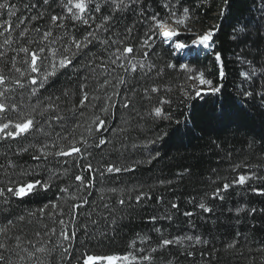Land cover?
Returning <instances> with one entry per match:
<instances>
[{"label":"trees","instance_id":"16d2710c","mask_svg":"<svg viewBox=\"0 0 264 264\" xmlns=\"http://www.w3.org/2000/svg\"><path fill=\"white\" fill-rule=\"evenodd\" d=\"M5 2L14 6V14L0 9V75L6 77L0 101L9 108L0 113V122H18L31 113L42 129L16 139L0 138V188H5L0 229H6L0 233V244L6 246L0 254L7 264H83L88 255H128L123 264H264V213L235 212L244 206L264 208V196L251 191L264 188V179L233 185L222 193L223 200L211 199L214 189L238 175L264 177V0H140L121 11L111 0H92L87 25L65 18L60 27L51 17H68L62 7L67 0H0ZM96 4L99 12L92 10ZM108 16L112 19L107 31L97 27ZM187 16L202 20L215 34L205 50L192 49L183 57L163 43L158 25ZM245 23L248 27L242 31ZM48 31L52 35L45 40ZM88 32L96 39L41 87L39 81L50 71L51 50L63 53L73 38L83 40ZM149 37H154L150 47L144 46ZM126 46L133 48L125 54L128 59L112 64L116 49ZM42 47L48 59L33 73L26 63L31 57L20 49ZM194 73L206 74L221 91L197 95L188 81ZM32 77L37 85L31 84ZM84 92L89 100L81 107ZM126 98L131 101L128 108L123 106ZM50 103L58 108L45 111ZM12 104L17 105L14 111ZM156 108L162 109L160 116ZM57 115L62 119L57 121ZM96 117L106 122L99 132ZM100 139L107 143L97 147ZM69 141L81 147L82 156L55 155L67 149ZM42 148L52 154L44 158ZM109 165L135 171L108 173ZM78 175L87 187L75 179ZM25 182H41L43 187L23 197L6 191ZM141 193L147 196L137 203ZM201 200L212 213L196 206ZM173 203L179 208L173 209ZM73 205L82 206L73 213ZM169 215L170 220L165 218ZM62 229L70 236L76 233L70 241L71 259L62 251L69 245L60 235ZM186 235H199L209 243L158 247L163 239ZM236 241L235 248L227 247ZM39 248L44 251H36ZM30 252L35 255L29 257Z\"/></svg>","mask_w":264,"mask_h":264},{"label":"snow or ice","instance_id":"6c2138e0","mask_svg":"<svg viewBox=\"0 0 264 264\" xmlns=\"http://www.w3.org/2000/svg\"><path fill=\"white\" fill-rule=\"evenodd\" d=\"M44 4H48L49 0H43ZM105 2H107V0H105ZM140 2V0H128V3H125L124 0H111V3L114 7L115 10L117 11H121L123 10V8H130L133 4H138ZM92 4V0H67L66 4H63L62 7L64 9L67 10V13L69 14L68 17H62L60 15H54L51 17V21L54 25H56L57 27L62 26L59 22L62 19L65 18H69L72 20H76V21H80L84 24H88L89 20L92 19L91 16H89L87 19H85V14L89 11V7ZM167 6V5H166ZM0 9H6L9 10V14L12 15L14 14V6H11L9 3L5 2V3H0ZM96 12L100 11V5L96 4L93 9ZM261 11H264V9H261ZM185 15H187L188 10L185 9L184 10ZM173 16L175 15V13L172 14ZM112 19L111 16L108 17H104L103 18V23H101L100 25H98L97 27H101V28H105V31H107V28L105 27L106 24H108L110 22V20ZM176 24H184L185 21L183 19H179L175 21ZM158 27L163 28L164 24L160 23L158 25ZM248 27V24L245 23L242 27V31L246 30ZM127 32L131 33V29H126ZM215 34V30L212 31H208L206 34L201 35L198 39H199V43L201 45H209L210 46V42L212 41V38ZM52 35L51 31L45 32L43 34L44 39L46 40L48 37H50ZM163 35L165 37H172L174 35H177V33L173 30H167L163 32ZM154 37H149L148 40L144 41V46H148L149 45V40L153 39ZM96 37L94 35L93 32H88L87 36L84 37L83 40H76L75 38L72 39V47L75 48L76 51H72V47L66 48L65 51L63 53H61L58 49H52V59H49V68L50 71L46 72L44 74V76L42 77V79L39 81V85L42 87L43 86V82L46 81L49 76H55L57 69L58 68H67L69 66H71L73 64V57L75 55H77L79 52H81L84 48H87L89 44H91L93 42V40H95ZM7 42V41H6ZM118 41H113V43H117ZM102 44H108L107 40H103L101 41ZM178 48H185L186 45H184L183 43L177 44ZM22 52H24L25 54L29 55L31 57V59L29 61H26V63L29 64V68L30 71L33 73H39L40 72V64L43 63L44 59H48V57H44L42 55V53L45 51V49L42 47L39 49V51H35V50H31L28 48H21L20 49ZM133 52V48L130 46H126L123 48V50L121 51L119 48L116 49V51L113 53V55L116 57V59H113L111 61L112 64H116L117 60H121V59H125L127 60L128 57L125 54H130ZM70 53V55L68 54ZM2 55V54H0ZM145 56H147V53H144ZM56 57H59V59L57 60ZM216 60L220 61L221 60V56L220 54H216ZM39 61V63H38ZM119 67L124 68V64H120ZM141 67H143V64H141ZM18 72L20 71V69H16ZM125 71H128L129 69L125 68ZM131 70L135 71L136 70V65L135 64H131ZM21 75H23V73H21ZM246 77L248 76V73L244 74ZM6 82V77H4L3 75H0V85L5 84ZM31 84L33 85H37L38 84V80L36 77H32L31 78ZM201 84H211L212 82L209 80H205L203 78V76L201 75ZM17 84H19L20 87H24L23 84H21L19 81L16 82ZM105 83H108L107 81H105ZM119 83L120 84H124L125 80L123 77L119 78ZM82 87H86V85H82ZM152 91H158V89L153 88ZM221 89L220 87H216L212 89L213 93H218L220 92ZM36 89H32V95H35ZM197 95H201V92H197ZM114 95H118V93H114ZM246 96H252L253 93L251 92H247L245 93ZM4 96V92H0V97ZM52 98H49V100H51ZM59 99V98H56ZM109 99L111 100L112 98L109 97ZM89 100V96L87 92L83 93L82 96V100H81V107L84 106V104L86 102H88ZM130 100H128L126 98V101L124 102L123 106L125 108L129 107L130 104ZM58 108V105H54L52 103H50L46 108L45 111H47L49 108ZM17 109V105L16 104H12L11 105V110H16ZM9 110L8 106L5 105V103L3 101H0V113H5ZM102 111L104 112H108L109 109L108 108H103ZM33 112H35V108L33 109ZM41 115L43 113H40ZM162 114V109L160 108H156L155 109V115L156 116H160ZM223 115V113H221ZM55 119L57 121L61 120L62 117H60L59 115H57L55 117ZM94 124H96V131H100L105 127V121L101 120L99 117H96V120L93 121ZM37 124L38 122L35 119V116L32 115L31 113L27 116V117H23L20 121L18 122H12V121H7V122H0V138H4V139H16L18 137L21 136H26L27 134H29L31 131H33L34 129H37ZM37 130H41L42 129H37ZM89 131L91 132V129H89ZM189 131H191V129H189ZM64 139H67V137H64ZM83 145H87L88 141L87 140H83L82 141ZM107 141L105 139H100L99 142L96 144L97 147H100L104 144H106ZM69 147L67 149L65 148H61L58 152L55 153V155L58 156H73V155H83L81 147L76 146V144L73 141H69ZM53 147H55V144L52 145ZM48 145H45L44 148H47ZM44 148H42L40 150L41 155L44 156V158H47L48 155H51L52 153L46 152L44 150ZM21 151L27 152L28 148H23L21 149ZM36 160H39L41 157L40 156H34L33 157ZM86 168L88 169L89 173H91L93 171L92 165L91 163L86 165ZM106 171L108 173H119L121 171H135L134 168H120L117 167L115 165H109L106 168ZM27 174V173H25ZM102 174V173H101ZM76 180L81 181V184L84 185L85 187H87L88 185L85 184L84 182V177L82 176H76L75 177ZM253 179H264V177H258L256 176L255 173H253L251 176H245V175H238L237 177H235L231 182H227L224 183L222 186L217 187L216 189H214V191L211 194V199L212 200H223L225 197L224 195H222V193H226L233 185H245L248 181L253 180ZM161 183H164L163 181H161ZM43 187V183L41 182H25L23 184H21L19 187H8L6 189V191L8 193H11L14 196H18V197H23L26 196L28 194H30L36 187ZM68 189H64V191H67ZM113 191H115V189H113ZM251 191L253 193H256L258 195L264 196V188H251ZM5 194V188H0V196H4ZM147 194L146 193H141L139 195H137L135 197V201L137 203H139L142 199L146 198ZM84 203H88L87 200H84ZM119 203L121 205H123L125 203L124 200H120ZM191 203V201H190ZM82 205H73L72 211L73 213H75V211L81 207ZM199 209L203 210L206 213H212L213 212V208L207 206V204L205 202H203V200H201L197 205H196ZM107 207V205H106ZM171 207L173 209H178L179 205L176 203H173L171 205ZM235 212L237 214V216H239V214L241 212H245L247 214H256L257 212L259 213H264V208H248L247 206L244 207H239L235 209ZM185 216L191 217L194 215V213L192 212H185L184 213ZM166 219H172V217L166 216ZM153 222H155L157 220L156 216H152L150 218ZM61 224H63V221H60ZM85 228V232H87V226H84ZM6 229H0V233L5 232ZM157 232L160 231V229H156ZM52 233L55 234V229H52ZM60 235L63 237V240L65 241H69V245L67 247H63L62 251L65 254V258L67 259H71V253H70V249H71V239H73L76 235L75 230L72 231L71 236L69 235V233L66 230H61ZM237 236L240 235V233H236ZM18 239V238H17ZM144 239H147L146 237ZM185 241H189L192 242L193 245H200V244H204L207 245L209 243L208 240L203 239L201 236L197 235V236H192V235H186V236H177L173 239H163L160 244L158 245V247H165V246H170L173 244L176 245H183ZM236 242L233 243H229L227 245L228 248H235L236 247ZM135 245V242L133 241V246ZM19 247V245H17ZM6 246L3 244H0V248H5ZM36 251H40L43 252L44 249L43 248H39ZM143 251V250H142ZM153 252H156L157 249L153 248L152 249ZM262 251H264V249H262ZM29 257H32L35 255V253H28ZM188 255H193L192 252H189ZM201 255H203V253H201ZM143 260H151L152 257L150 256H144L142 257ZM129 260V256L125 255V256H117V255H113V256H92V255H88L85 257L83 264H97V262H104L106 261L107 264H123V262L128 261ZM0 264H7V260L6 257H4L2 254H0Z\"/></svg>","mask_w":264,"mask_h":264},{"label":"rangeland","instance_id":"374dc122","mask_svg":"<svg viewBox=\"0 0 264 264\" xmlns=\"http://www.w3.org/2000/svg\"><path fill=\"white\" fill-rule=\"evenodd\" d=\"M185 21L184 24H176L175 21L179 19H168L169 24L172 26L173 31L177 33V35H174L172 37H165L161 31L163 30L160 28L159 33L161 34V40L165 45H168L171 47L172 50L175 51V53L182 55L183 57L189 56L191 54V50L194 49L199 53L200 50H205V48L209 45H201L196 42L197 37H200L201 34H206L208 31H212L210 27H206L204 22L197 17L187 16L180 18ZM213 24L215 25L216 22L214 21ZM183 43L186 45L185 48L181 49L177 47V44ZM201 75L205 80H209L212 82V80L209 79V77L204 73H194L189 77V82L193 85V87L198 92H204V91H212L213 88H215L213 82L209 84H201Z\"/></svg>","mask_w":264,"mask_h":264},{"label":"bare ground","instance_id":"6f19581e","mask_svg":"<svg viewBox=\"0 0 264 264\" xmlns=\"http://www.w3.org/2000/svg\"><path fill=\"white\" fill-rule=\"evenodd\" d=\"M167 30H173L172 26L169 24V21H168V22L166 21V22L164 23L163 31H161V33H163L164 31H167ZM201 35H203V34H201ZM198 38H199V37H197L196 42H197L198 44H200Z\"/></svg>","mask_w":264,"mask_h":264}]
</instances>
